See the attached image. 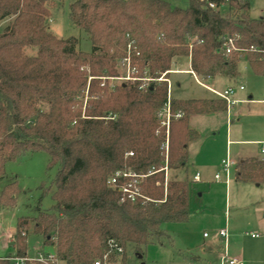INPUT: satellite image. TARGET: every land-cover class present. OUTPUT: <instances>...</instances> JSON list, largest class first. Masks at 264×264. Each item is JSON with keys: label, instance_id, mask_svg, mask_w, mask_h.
Returning a JSON list of instances; mask_svg holds the SVG:
<instances>
[{"label": "trees", "instance_id": "1", "mask_svg": "<svg viewBox=\"0 0 264 264\" xmlns=\"http://www.w3.org/2000/svg\"><path fill=\"white\" fill-rule=\"evenodd\" d=\"M185 1L70 0L69 20L92 43L86 52L76 37L50 29L52 11L64 0H0V184L6 165L28 153L45 151L49 167L57 165L41 195L54 187L51 210L38 207L36 216L17 219L15 257L29 256L35 234L59 261L94 264L112 238L125 252L108 260L125 263L128 246L140 251L166 235L164 224L189 221L194 187L178 175L188 165L189 144L200 137L189 118L227 104L171 97L167 127L161 115L169 85L157 78L176 58H190L202 80L237 78L242 60L264 76V18L251 17L249 0H217L216 9ZM222 36L234 38L236 50L227 54ZM127 60L137 78L155 80L112 88L109 80L121 77ZM118 172L131 175L111 184ZM237 180L263 183L264 160H239ZM19 192L16 180L6 184L0 205L14 207ZM0 264H12L10 257Z\"/></svg>", "mask_w": 264, "mask_h": 264}, {"label": "rangeland", "instance_id": "2", "mask_svg": "<svg viewBox=\"0 0 264 264\" xmlns=\"http://www.w3.org/2000/svg\"><path fill=\"white\" fill-rule=\"evenodd\" d=\"M170 1L181 6L186 4L185 0ZM249 1L251 17L264 18V0ZM69 2L70 0H64L63 4L58 3L53 9L50 29L58 37H76L79 40V49L91 52L92 43L87 33L69 20ZM182 61L186 63L187 59L184 58ZM120 67L121 77L109 80L112 88L123 82L122 78L128 74V65L122 63ZM239 71L240 74L235 79L221 78L215 85L207 83L220 91L231 86L235 91L233 98L236 102L229 107L228 111H218L208 116H197L194 119L193 126L198 129L200 137L190 147L191 152L200 150L203 155L209 150L213 160H221L226 157V142L230 139L233 140V144L229 145L231 158L237 159L242 151L260 154L261 143L264 141V76L255 74L246 60L240 62ZM182 77L184 78L182 86L177 91L181 96L190 98L214 96L209 90L198 85L191 76ZM240 86H244V90H240ZM173 91L175 94L176 89L174 88ZM50 162V155L40 151L28 153L25 157L6 165V174L0 184V192L13 180L18 182L20 192L14 207L6 208L0 205L1 258L15 257L12 243L19 217L36 216L38 207L44 211L51 210L54 204L52 198L54 187L41 198L43 190L49 188L57 173V165L50 168ZM197 168L196 164L189 163L187 169L181 171V174L192 180ZM207 172L210 173L208 178L211 179L214 174L220 172V169L211 167ZM231 179L228 188L221 182L205 184L199 181L194 184L189 221L181 224H164L163 229L166 235L156 238L152 244L142 247L140 251L133 245L128 246L125 263L119 260L115 264H221L211 255L212 251L221 254L224 252L223 241L214 234L225 226L226 220L230 229L228 230V249L229 245L231 246L229 256L230 258L239 257L244 261L238 253L242 250L247 251L255 245L247 233L258 232L254 228L258 211L253 207L236 208L235 200L242 199L244 195L247 201L255 203L253 206L263 208L260 215L264 217V182L260 186L251 185L249 191L241 189L242 185L235 180L234 169ZM205 232L210 233V238H204ZM28 244L30 257L37 256L38 252L54 251L52 247L44 245L40 235L30 234ZM252 250L254 252V248ZM140 255L142 257H139ZM57 264H66V262L58 260Z\"/></svg>", "mask_w": 264, "mask_h": 264}, {"label": "crops", "instance_id": "3", "mask_svg": "<svg viewBox=\"0 0 264 264\" xmlns=\"http://www.w3.org/2000/svg\"><path fill=\"white\" fill-rule=\"evenodd\" d=\"M250 11H251V3H250ZM186 59H187L186 63H184L182 61V58H176L174 60V63L172 65V69H171V70H173V72L169 73V76H168L170 81H171L170 96L171 97H176V98H181V99H220V100H223L220 97H218L214 92H212L210 89L204 87L203 85L199 84L195 80L193 75L190 73V70H192V68H191V60H190V58H186ZM185 75L191 76L198 85H200L203 88L209 90L211 93H213L214 96L210 97V98H194V97L190 98V97L181 96L180 94H178L177 91L181 88L182 83H183V79H184L182 76H185ZM221 78H227V77L219 76V77H216V78H209L207 80H202L201 79V80H202V82H204L210 88L215 89V88L211 87L210 85H215L217 82L219 83V80ZM227 79H230V78H227ZM230 80H232V79H230ZM207 83H209L210 85H208ZM174 88L176 89V93L175 94H174V91H173ZM229 88H232V87L230 86ZM229 88L227 87V89H229ZM215 90H217V89H215ZM233 90H234V88H233ZM240 90H244V86H240ZM217 91H220V90H217ZM233 95H234V93H233ZM233 95H232V98H233ZM234 100L236 101V99H234ZM226 104H227V110H225V111H228L229 107L231 105H233L234 103L233 104H228L226 102ZM211 114L212 113L191 115L190 118H189L190 127L192 129H195V130L198 131V129L195 126H193L194 119L197 118V116H208V115H211ZM197 141H198V139L193 141V142H191L189 144L188 150H187L188 164L189 163L196 164L197 167H198L197 168L198 170L195 172V174L193 176V179L190 180L193 183V187H195L194 184H196L197 182L200 181V182H204L205 184H208L210 182H221V183L225 184V186L228 188L230 183H231V180H232L231 179V175L233 173V169L235 170V180L242 185L241 189H243V190L247 189V190L250 191L251 190V185H254V186H260L261 185V184H255V183H252V182H240V181L237 180V164H238V161L241 160V159L249 158V157H258V158L264 160V156L262 155L261 150H260V154L259 155L258 154H251L250 152L242 151V152H240L238 154L237 159H233V158L230 157V154H229V145L233 144V140L227 139V142H226V146H227L226 147L227 148L226 149V151H227L226 157L222 158L221 160H218V159H216V160L214 159L213 160L211 158V153L209 152V150H207L205 153H203V155L201 154L202 152L200 153V150H196L195 152L192 151L193 153L190 151V147L192 146V144L196 143ZM263 143H264V141L261 143L262 146H263ZM262 146H261V148H262ZM227 156H229L235 162V164L231 166L228 176L223 171V160L226 159ZM211 167L220 169V172L214 174V176L211 179H209L208 177H209L210 173L207 172V171H209ZM186 169H187V167L185 169L180 170L178 172V175H179L180 178H182V179L187 178V177L182 176V174H181V171H184ZM197 173H199V175H200V179L199 180H195L194 179V177H195V175ZM217 174L220 175V179H216V175ZM193 192H192L191 198H192V196L194 194ZM241 198L242 199L235 200V207L236 208L246 209L248 207H253L256 211H258V217L256 216V219L254 221V228L258 232H254V231L250 232V233H257L258 236L257 237H252L251 234L247 233V235H249L252 238V240H253V242L255 244L254 247H253L254 248V252L252 250L253 248H251V249H249L247 251L246 250H242V251H240L238 253V255H240L244 259V261L241 258H239V257H236V258L241 260L244 264H264V217L262 215H260V212H261V210H263V208H257V206H253L255 203L254 202L250 203L249 201H247V199L244 197V195ZM224 228H226L227 231L230 230L227 220L225 222V226L223 228H220L219 230H217L215 232V234H214L218 239H220V241H223V243H224L223 244L224 245V252L221 254L219 252H215V251L213 252L212 251V255H211V256H213V258L216 259L217 262H220L221 264H225V262H223V256L227 255L228 257H230L229 253H231V246L230 245H229V249H228L229 232H228L226 238L219 234L220 230L224 229ZM205 233L203 235L204 238L205 239L210 238V233L207 236H205ZM232 233H233V231H232ZM210 244L212 245V243H210ZM230 244H231V242H230ZM233 251L234 250H232V252Z\"/></svg>", "mask_w": 264, "mask_h": 264}, {"label": "built area", "instance_id": "4", "mask_svg": "<svg viewBox=\"0 0 264 264\" xmlns=\"http://www.w3.org/2000/svg\"><path fill=\"white\" fill-rule=\"evenodd\" d=\"M203 1H205L207 6L210 7L211 9H216L219 6V4L217 3V0H203ZM229 1L230 0H223L221 2V5H224V4L228 3ZM196 40H198L197 36H194L190 39L191 42L196 41ZM222 40L225 41L224 42V49H225L227 54L231 53L233 50H236V46L234 44V38L228 37V36H222ZM124 63L126 64V66L128 65V74H127V76L123 77L122 80H124V81L142 80L144 82L143 87H145L150 81L155 80V79L148 78V77L137 78L136 74H135L136 68H134V67L132 68L130 66V61L127 60ZM171 72H173V70L166 71L159 78H157L158 81H167L168 85H169L168 102L165 106L164 111L162 112V115H161L165 121L164 124H166L167 127H169V123H170V99H171V96H170L171 81L167 77V74L171 73ZM190 73L193 75V77L195 78V80L199 84L210 89L218 97L225 100L228 104H233L236 102L232 98V95L234 93L233 88H229V89H226L224 91H217L215 89L210 88L204 82H202L201 78L193 70H190ZM116 78H120V77H116ZM261 153L264 156V143H263V146L261 148ZM234 164H235V162L229 156H227V158L223 160V171L226 173L227 176L229 175L231 166ZM121 175L130 176L131 174H128V173L122 174V173L118 172V173H116L115 177L110 180V183L115 184L116 178L121 176ZM194 179L195 180L200 179L199 173H197L195 175ZM216 179H220L219 174L216 175ZM123 190L126 192H129V197H131L134 200V192L132 190H129L128 187H124ZM219 234L226 238L228 231L226 228H224V229L220 230ZM249 234H251L252 237L258 236L257 233H249ZM207 235L208 234L205 233V236H207ZM124 252H125V248L116 239L111 238L108 240V251L104 254L102 259L95 260L94 264H112L108 260L111 253H115V255H117V257H121L124 254ZM10 260H11L12 264H23L26 261H30V262L38 261V262L45 263V264H57V262H58V259L53 252H51V253L38 252L37 256H35V257L28 256L27 258L10 257ZM223 262L228 263V264H244L241 260H239L237 258H230L227 255L223 256Z\"/></svg>", "mask_w": 264, "mask_h": 264}, {"label": "water", "instance_id": "5", "mask_svg": "<svg viewBox=\"0 0 264 264\" xmlns=\"http://www.w3.org/2000/svg\"><path fill=\"white\" fill-rule=\"evenodd\" d=\"M139 257H142V255H140Z\"/></svg>", "mask_w": 264, "mask_h": 264}]
</instances>
